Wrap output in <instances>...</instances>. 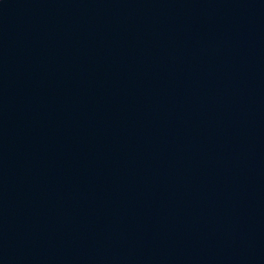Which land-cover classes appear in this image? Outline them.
<instances>
[{"label": "water", "instance_id": "95a60500", "mask_svg": "<svg viewBox=\"0 0 264 264\" xmlns=\"http://www.w3.org/2000/svg\"><path fill=\"white\" fill-rule=\"evenodd\" d=\"M0 264H264V0H0Z\"/></svg>", "mask_w": 264, "mask_h": 264}]
</instances>
